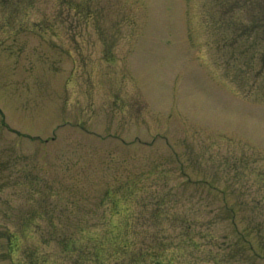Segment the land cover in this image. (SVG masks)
Segmentation results:
<instances>
[{
  "label": "rangeland",
  "instance_id": "374dc122",
  "mask_svg": "<svg viewBox=\"0 0 264 264\" xmlns=\"http://www.w3.org/2000/svg\"><path fill=\"white\" fill-rule=\"evenodd\" d=\"M252 7L0 0V264H264Z\"/></svg>",
  "mask_w": 264,
  "mask_h": 264
},
{
  "label": "trees",
  "instance_id": "16d2710c",
  "mask_svg": "<svg viewBox=\"0 0 264 264\" xmlns=\"http://www.w3.org/2000/svg\"><path fill=\"white\" fill-rule=\"evenodd\" d=\"M253 7L254 13L251 14L250 19L244 22L242 19L235 20L231 13H226L229 20L224 17L215 20L218 27H226L227 29H236L235 34H232L235 41L222 39L224 45L229 47L238 45L236 39H240L239 45L246 46L247 49L257 48L264 51V0H245ZM225 16V15H224ZM236 36V37H235ZM223 45V46H224ZM225 47V46H224ZM264 63V55L260 58Z\"/></svg>",
  "mask_w": 264,
  "mask_h": 264
}]
</instances>
